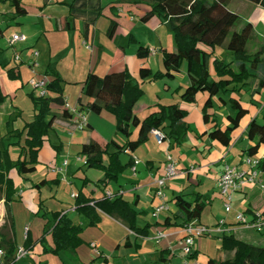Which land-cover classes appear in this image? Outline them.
Masks as SVG:
<instances>
[{
    "label": "crops",
    "instance_id": "1",
    "mask_svg": "<svg viewBox=\"0 0 264 264\" xmlns=\"http://www.w3.org/2000/svg\"><path fill=\"white\" fill-rule=\"evenodd\" d=\"M33 1L36 2V8L40 9L37 11L38 14L34 15V18L38 20L37 24L40 26V31L36 32L38 38L34 45L31 43L30 45L19 47V49L10 47L5 36L11 31L14 33L17 31L21 32L24 25L21 21L23 16H15V8L12 6L11 0L0 1V76H4L10 84L12 82H21L23 80L22 68L23 66L30 67L35 62L32 50L36 44L40 43L42 37L47 42L45 48L48 49V56L51 58L56 54L55 50L60 47L62 40L67 35L77 32L81 37V46L90 53V58H88L89 66L83 68L81 72L82 81L78 82L75 80L68 84L71 88L81 84V89L76 94H67L64 86L67 83L66 79L53 70L50 59L46 69L41 73L48 80H51L55 74L61 77L64 97L71 108H79L78 102L83 97V85L88 74L93 73L103 77L109 73L128 69L135 82H140L139 71L143 67L152 69L150 63L154 53H160L161 68L158 71H163V52H175L173 36L165 22L157 17L147 23L141 21L142 17L150 10V7L145 4H127L121 3V0L109 1V3L105 0H80L78 3H75L76 0H66L65 2L64 0ZM26 3L27 0H21L22 8L27 12ZM71 5L75 6V8L71 9L69 7ZM240 6L246 9L245 13L249 12L245 16L246 20L244 21L253 24L254 35L256 36L252 40L254 43L256 42L255 44H259L260 48L264 42V40L261 42L260 40L264 39V35L257 30L259 21H253L252 18L255 12L261 13L262 23L264 24V9L246 0H230L228 3V9L241 16ZM26 15L27 13L24 16ZM102 19L103 24L101 25L99 23ZM112 21L118 23V28L111 39L108 36V30ZM138 22L143 25L138 24ZM143 26L146 29L149 28L156 35L158 42L154 40L152 41L153 44L150 45L142 41V37L146 36V30ZM136 30H141V32L135 34ZM52 35L53 37L55 36V39H59V43L58 41L52 42V37H50ZM120 36L124 37L126 45L128 38V45L130 48L133 46V48L127 50V46L124 47L120 44L116 46ZM104 37L106 40H104ZM131 38L135 41L131 40ZM170 39H172L173 50L165 47L166 41H170ZM140 47L148 48L151 51L149 58L145 61L137 56ZM16 53L19 55L20 63L13 62L14 54ZM39 53L41 56V52ZM216 54L217 50L215 51V57L219 59ZM225 57L228 56L225 55ZM184 65L185 68L182 71ZM182 67L181 71L173 79L144 82L143 88L159 86L161 92L159 91L152 100L146 101L145 96L147 93L145 91V95L135 106L134 116L143 121L153 112L156 105H167L169 104L168 102H173L188 111L186 122L190 126L191 131L185 138L180 139V137L172 136L161 142L156 139L152 131L148 132L146 135L148 138L147 142L132 154L135 164L127 170V180H130L127 183V189L122 184L120 177L117 183L109 182L104 184L101 182L104 178V174H102L99 179L93 181L88 176L92 169H88L85 166L86 163L83 166L70 167L68 161L65 160L62 166L66 168L62 169H57L53 165V160H57L65 151L70 155L72 153L81 155L82 146L90 141H95L105 147L112 140L107 141L108 137H105L98 129V124L100 121H108L111 131H116L115 117L108 112L96 115L82 111V115L87 119V128L78 130L75 126L76 116L65 118L64 107H52V115L55 117V122L50 135L45 138L44 147L39 156L40 163L37 165L35 173H33L35 175L38 173V175L32 177V174H29L22 178L15 170L10 174L16 188L13 202H18V206L23 212L28 205L27 203H29L28 208L32 210L31 217H27V221L20 222L13 214L12 202L10 211L13 229L11 228V223L8 222L6 226L3 224L4 227H2V233L5 236L10 235L18 249L25 248L24 245L27 238H29L31 246L30 248H25L26 250L28 248L29 255L17 260L16 264H207L210 259L224 260L232 257L233 254L221 250L222 236L224 234L220 233L198 239L197 247L194 251L196 253L194 259L182 253V227H165L163 225L166 219L171 218L177 212V207L173 201L177 195H184L190 202H193L195 197L199 195L202 201L206 203L205 210L198 220L200 224L216 227L223 221V227L228 230L227 232L230 235L235 236L240 241L256 244L246 241L245 237L241 236L244 230L249 229L237 222V215L244 214L247 220L252 221L256 215L261 214L264 210V173H261L256 183L247 184L233 194L230 212L226 211V200L221 194L218 180L227 166L246 172L249 171L250 167L244 162L245 158L252 160L264 158V145L260 146L258 153L254 156H249L247 152L258 143V138L254 141L248 138L249 124L253 120H256L259 124H264V89L261 93L252 94V89L244 88L236 96L241 99L242 104L249 110V113L242 120L240 127L232 134V142L226 147L217 141L211 140L208 133L213 131L215 125L225 129L229 126L227 117L235 115L230 104L227 103V97L223 96L226 103H222L217 98L219 106L215 104L216 98H213V108L209 109V113L215 115L216 123H213V121L205 123L202 110L208 98L207 94L200 93L193 104H184L181 101V95L190 85L187 64H183ZM12 68H17L20 72V80L12 81L9 79L7 70ZM211 74L212 76L214 75L213 69H211ZM9 86L14 88V86ZM19 86L15 88L16 92ZM0 91L2 92L1 89ZM2 93L7 96V99L0 106V122L10 125L11 116L16 114L15 119L12 120V125L14 126L12 131L22 130L28 121L23 120L20 109L14 110L11 98L13 95L15 98V94ZM131 130L132 136L130 140L136 141L139 137V127H133ZM10 132L8 131V133ZM52 140L57 142L51 150L54 158L47 161V163H43L41 160L42 152L46 143H50ZM14 142L16 140L12 139L9 143ZM75 142H78L77 145H74ZM12 150L15 152L19 151L17 147H13ZM124 156L127 159L124 161L122 156V161L126 163L129 160V155ZM168 156H171L176 162L179 174L163 187L168 199V211L162 212L158 218H155L152 215L156 201L155 192L157 190L154 183L156 179L165 175ZM81 171L84 172L83 178L80 177ZM50 175L53 178L50 179ZM43 180H55L58 183L44 185L38 189L35 185ZM80 180L81 183L78 182ZM77 184L80 185V189L75 191L73 186ZM92 184L95 185L97 190L90 189ZM114 185H117L115 189ZM47 188H49L48 192ZM80 192L96 201L102 200L107 192L111 194L122 192L123 198L139 214V227L151 226L148 236H136L122 222L103 213H100V222L96 226H92L90 219L77 211L76 200ZM49 201L52 204L54 203L55 210H51L48 207ZM1 205L4 210L0 209V211L6 217L4 201L0 202V207ZM41 205L43 208H41ZM44 209L48 212L66 214L74 226L83 229L80 236L83 244L78 249L65 250L58 255L45 252L44 247L49 249L52 245L50 234L52 223L46 226L47 220L41 217L45 211ZM42 210H44L43 213H41ZM37 218H40V222L34 225ZM140 221H142L141 224L143 225L139 223ZM18 228H22L24 232L22 242H19L18 239ZM157 232H164L167 235L159 244L153 239ZM257 242L261 243L256 246H263L260 244H263L262 242L264 241ZM92 243L97 244L96 248L92 247ZM152 243L157 246L154 247Z\"/></svg>",
    "mask_w": 264,
    "mask_h": 264
},
{
    "label": "trees",
    "instance_id": "2",
    "mask_svg": "<svg viewBox=\"0 0 264 264\" xmlns=\"http://www.w3.org/2000/svg\"><path fill=\"white\" fill-rule=\"evenodd\" d=\"M1 1V0H0ZM6 1V0H2ZM80 0H76L78 3ZM230 0H121L127 4H145L150 10L142 17L141 21L147 23L154 17L161 19L171 30L175 52H163V71L153 72L152 69L143 67L139 71V81L135 82L128 69L109 73L103 77L90 73L83 85V97L79 100L78 112L87 111L96 115L108 112L115 117L116 131L126 138L124 144L110 141L102 147L95 141H90L82 146L81 155L86 158L85 166L88 169H96L104 173L101 181L117 183L119 176L135 164L134 154L148 140L147 133L157 130L163 134V140L172 136L187 137L191 131L186 122L188 111L179 104L155 106L153 112L143 121L134 116V109L140 99L145 95L143 84L146 81H161L173 79L180 71L184 62H187V73L190 85L181 95L184 104H193L197 96L207 94L208 98L203 107V119L205 123H216L214 114L209 113L213 108V98H219L226 103L223 96L227 97V103L235 115L227 117L229 126L223 129L215 125L213 131L208 133L211 140L219 142L223 146H229L232 142V134L240 127L242 120L248 115L249 110L244 107L241 99L236 96L244 88L252 89V94L261 93L264 89V42L255 52H249L248 44L254 37V26L246 22L242 17L228 9ZM264 9V0H246ZM15 8V16L26 14L22 8L21 0H11ZM71 9L75 6H69ZM1 26V25H0ZM118 23L112 21L108 30V36L112 39L117 31ZM240 28V30H236ZM131 40L135 41L133 38ZM218 47H224L234 59L231 63H224L215 57ZM151 51L140 47L137 52L139 59L145 61ZM211 69L214 75L211 74ZM10 80H20V72L17 68L7 70ZM47 75V74H46ZM63 80L57 74L47 81L46 95L30 98L34 107V118L25 124L22 130H14L8 133L16 142L8 143L0 150V202L4 201L6 207V221L11 219L10 205L16 195L12 171L25 178L36 171L40 163L39 156L55 122L52 115V107L65 108L64 117L73 116L67 108L64 97ZM0 91V106L6 101ZM82 114V113H81ZM139 127V137L131 141L132 128ZM248 138L258 143L247 152L249 156L258 153L261 145H264V124L253 120L248 126ZM19 150L17 158L11 155V148ZM129 155V160L123 163L122 156ZM106 159V160H105ZM258 169L264 173V158L259 160ZM58 181L43 180L35 185L38 189L44 185L56 184ZM113 198L105 196L102 200H94L86 197L82 192L77 196L76 207L79 214L90 219V224L96 226L100 222V213L108 215L122 222L131 232L138 237H147L150 225L139 227V214L131 204L119 194ZM177 212L165 220V227H183L193 220H199L205 210L206 203L197 195L190 202L184 195L174 198ZM41 208L43 206L41 205ZM42 218L47 220L46 226L52 223L50 228L52 245L44 247L46 253L58 255L65 250H76L82 244V228L74 226L66 214L60 212H48L44 209ZM264 216V210L261 212ZM4 227V225L2 226ZM0 228V250L4 256L0 258V264H16L18 247L10 235L2 233ZM25 248H30L29 238ZM24 248V249H25ZM27 248V250H28ZM221 250L233 254L232 257L217 260L210 259L207 264H264V247L240 241L235 236L224 234L222 236ZM196 253L190 258L194 259Z\"/></svg>",
    "mask_w": 264,
    "mask_h": 264
},
{
    "label": "rangeland",
    "instance_id": "3",
    "mask_svg": "<svg viewBox=\"0 0 264 264\" xmlns=\"http://www.w3.org/2000/svg\"><path fill=\"white\" fill-rule=\"evenodd\" d=\"M66 0H64L65 2ZM107 3H109V1H115V0H105ZM233 8V7H232ZM231 8V9H232ZM26 9H27V15L23 16L21 19V21L24 23L23 25V29L21 30V32H16L14 33L13 31L8 32L5 36V39L8 43V45L10 46V39L15 35H24L26 37V40L28 41H24V42H20L14 45V48L19 49V47L21 46H26V45H30L32 43V45H34L36 43V39L37 34L36 32L40 31V26L37 24L38 20L36 18H34V15H37V11H39L40 9L36 8V2L33 0H27L26 3ZM239 9L241 10V16L243 18V20H246L245 16L248 15V11L245 13L246 9L242 6L239 7ZM29 13V14H28ZM253 21L258 20L259 21V25H258V32L260 34L264 35V24L262 23V18H261V13L259 14L258 12H255L253 14ZM258 23V22H255ZM99 24H103V19L100 21ZM143 25L142 23H139ZM144 27V26H143ZM145 28V27H144ZM145 37L143 38V42L145 44L149 43L150 45L153 44L152 41L155 40V42L157 41L156 35L151 32V30L148 28H145ZM236 30H240V28H236ZM141 30H136L135 34L140 33ZM134 33V32H133ZM256 36V35H254ZM52 37V42L55 43L58 41L59 43V39H55V36ZM105 38V37H104ZM172 38V37H171ZM258 38V37H257ZM81 37L79 33H73L71 35H67V37L65 39L62 40V43L60 45V47L58 49L55 50L54 56H52L51 58L48 56V49L45 48V46L47 45L46 40L42 37L40 40V43L37 45H35V48L32 50V56L34 61L36 62V65H30V67L28 66H23L22 68V77L23 80L19 83H11L8 82V80L4 77V76H0V89L2 90V92L8 93L10 95L15 94V98L12 96V103L14 106V110L20 109L22 111V118L24 121H31L34 118V113H33V103L32 100L30 98V94L34 93L35 97H38L41 93V89H35L34 84L32 83V81L38 83L43 79H47V77L44 76L43 71L46 69V65L49 63V59L51 60V67L53 68V70L55 72H57L58 74H60L61 76H63V78H65L66 82L64 84L65 88H66V93L67 94H76L82 87L81 84H78L76 86H74L73 88H71L69 86L68 83L72 82V81H82L83 78H81V72L83 71V68H87L89 65V60L88 58H90V53L88 51L85 50L84 47L81 46ZM106 40V38L104 39ZM260 40V39H259ZM264 39L260 40L263 41ZM166 48L173 50V44H172V39H170V41H166ZM256 43V42H255ZM253 40H250L249 44H248V50L249 52H255L259 49V44H255ZM258 43V41H257ZM118 44H120L121 46L126 47L127 46V50L128 49H132L133 46L130 48V46L128 45V38H127V45L125 44V39L123 36H120V38H118L117 44L116 46H118ZM144 44V46H145ZM157 47H159L158 44H156ZM155 46V47H156ZM11 47V46H10ZM217 57L220 59V61H223L225 63H228L229 61H232L234 56L227 51L226 48L224 47H218L217 49ZM41 52V56L40 53ZM35 53H38V56H35ZM225 55H227L228 57H225ZM160 53L158 54H153V58L151 60V68L153 69L154 72H157L160 68H161V64H160ZM17 57H19V55L16 53L14 54V59L13 62L14 63H20L19 59H17ZM1 59V58H0ZM95 60V59H94ZM42 64V66L40 67V65ZM184 64H187V62H184ZM183 68H185V65L182 67V71ZM14 86L13 87H10ZM20 85V86H19ZM22 85V87H21ZM19 86V89L17 90V92L15 91V88ZM146 91V96H145V100L149 101L152 100L156 94L159 93L160 88L159 86H147L144 88ZM161 92V91H160ZM163 94V93H162ZM68 97V95H67ZM218 99H215V104L217 106ZM169 104L167 105H172L175 104L173 102H168ZM221 109V108H220ZM54 113H56L54 111ZM16 114H13L11 116V123L10 125L4 124L0 122V150H2L4 148V146H6L10 140H12V138L9 137L8 135V131H12V129L14 128V126L12 125V120L15 119ZM1 121V120H0ZM261 122H263L262 120H260ZM108 121H100V123L98 124V129L102 132V134L107 138L108 140H115L121 144L126 142V138L124 136H122L121 134L117 133V131L113 130L111 131V126H109V124L107 123ZM87 128V127H86ZM97 131V130H96ZM87 134V133H86ZM85 134V136L87 137V135ZM89 134V133H88ZM103 137V136H102ZM15 140V139H14ZM57 142H55L54 140H52L50 143H46L45 148L42 152L41 155V160L43 163H47V161L51 160L54 158V156H52L53 154H51V150L53 149V146L56 144ZM78 142H75L74 145H77ZM11 155L14 158H17V155L19 153V151L15 152L14 150H12L11 148ZM124 161H126V157L123 156ZM65 160L68 161L69 166L73 167V166H83L84 163L86 162V158L80 154H73L70 155L69 153H67V151L64 152L63 155L59 156V158L56 160H53V165L54 167L56 166L57 169L59 168H66L62 166V163L65 162ZM68 168V167H67ZM128 170V169H127ZM127 170H125L119 177L120 180L122 182V184H124V187L127 189V183H129L130 180H127ZM81 176L80 177H84V172L81 171ZM102 174H104L103 172L96 170V169H92V171L89 173V178L92 179L93 181H96L97 179H99ZM38 173L32 174V177L37 176ZM49 178H53V176H49ZM79 183H81V180L78 181ZM117 187V185H114V189ZM73 189L75 191H78L80 189V185H76L73 186ZM90 189H96L95 185L92 184ZM165 189V188H163ZM49 188H47V192H48ZM97 190V189H96ZM127 198V195H126ZM145 203V200H144ZM18 202L14 201L13 202V214L15 215V217L17 219L21 221H27V219L29 217H31V209L28 208L29 203H27L28 205L24 208V212L22 211V209L18 206ZM54 204V203H53ZM50 201L48 202V207L51 210H55V206L53 205ZM0 209L3 211V206L1 205ZM44 210L41 211V213H43ZM153 215V213H152ZM28 217V218H27ZM246 217V216H245ZM40 218H37L35 220L34 225H37L40 221ZM6 221V219H5ZM140 224L142 223V221L139 222ZM143 225V224H141ZM8 228V227H7ZM226 234H230V233H226ZM156 235V234H155ZM241 236L245 237L246 241H249L251 243H256L253 245H259V243L261 242H257V241H264V233H259L254 229H249V230H244L243 233H241ZM24 237V232L22 230V228H18V239L19 242H22V239ZM210 242V241H209ZM198 241L196 240V244L194 247V251L196 249V245H197ZM263 245L262 247H264V242H262ZM153 244V243H152ZM154 245V244H153ZM157 245H154V247H156ZM211 249V248H210ZM183 256V255H182Z\"/></svg>",
    "mask_w": 264,
    "mask_h": 264
},
{
    "label": "built area",
    "instance_id": "4",
    "mask_svg": "<svg viewBox=\"0 0 264 264\" xmlns=\"http://www.w3.org/2000/svg\"><path fill=\"white\" fill-rule=\"evenodd\" d=\"M1 25V23H0ZM26 41V37L24 35L15 34L9 41L10 46L14 47L15 44ZM35 56H38V53H35ZM19 57H17L18 59ZM32 65H36V62H33ZM31 65V66H32ZM48 79H43L40 82L36 83L32 81L35 89H41V93L38 97H44L46 95V86ZM67 108L70 113L76 116L75 126L78 130H84L87 127V119L84 115L78 112L77 109L71 108L67 103ZM152 134L156 137V139L161 142L163 140V134L157 130H152ZM244 162H246L250 169L249 171H239L236 168L226 167L222 174L219 177L218 185L221 191L223 198L226 200L225 208L227 212L231 210V203L233 199V194L241 190L247 184L256 183L259 179V176L262 172L258 169L259 160H252L250 158H245ZM86 163V162H85ZM179 174L177 169V164L173 160L171 156L167 157V162L165 166V175L155 180V186L157 190L155 192V204L153 206V217L158 218V216L162 212L168 211V199L163 191V187L166 183L173 178H175ZM122 196V192L118 193ZM106 196L109 198H113L115 195L110 192L106 193ZM5 216L0 211V228L4 224ZM237 222L248 229H254L259 233H264V216L261 214L256 215V217L249 221L245 217L244 214L237 215ZM224 222L221 221L219 225L216 227H209L203 224H200L198 220H193L189 224L182 227V240H181V250L185 256L190 257L194 253V247L196 244V240L205 237H211L215 234H225L228 230L224 227ZM167 235L164 232H157L154 236V241L159 244L163 239H165ZM93 248H96L97 244H91ZM29 252L20 248L17 252V260L27 257ZM4 256L3 250H0V258Z\"/></svg>",
    "mask_w": 264,
    "mask_h": 264
}]
</instances>
